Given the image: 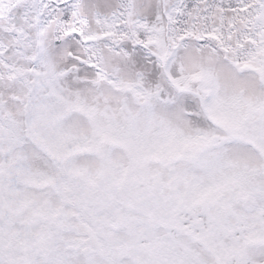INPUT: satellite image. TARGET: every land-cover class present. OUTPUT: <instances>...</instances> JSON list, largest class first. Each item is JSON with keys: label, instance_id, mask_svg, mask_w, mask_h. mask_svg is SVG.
<instances>
[{"label": "snow or ice", "instance_id": "1", "mask_svg": "<svg viewBox=\"0 0 264 264\" xmlns=\"http://www.w3.org/2000/svg\"><path fill=\"white\" fill-rule=\"evenodd\" d=\"M0 264H264V0H0Z\"/></svg>", "mask_w": 264, "mask_h": 264}]
</instances>
